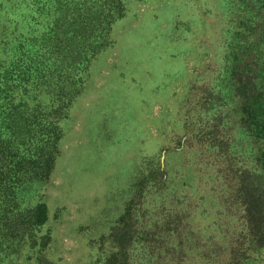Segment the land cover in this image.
Listing matches in <instances>:
<instances>
[{
    "label": "rangeland",
    "instance_id": "rangeland-1",
    "mask_svg": "<svg viewBox=\"0 0 264 264\" xmlns=\"http://www.w3.org/2000/svg\"><path fill=\"white\" fill-rule=\"evenodd\" d=\"M258 1L114 0L110 37L60 121L53 161L35 172L2 168L0 264L228 262L246 230L230 194L244 162L209 152L219 136L204 95L226 63L235 20ZM24 3L0 0V95L23 51L31 54L23 38L37 19ZM249 167L244 180L257 174ZM6 186L29 196L10 200ZM245 248L229 264H264V240Z\"/></svg>",
    "mask_w": 264,
    "mask_h": 264
},
{
    "label": "trees",
    "instance_id": "trees-1",
    "mask_svg": "<svg viewBox=\"0 0 264 264\" xmlns=\"http://www.w3.org/2000/svg\"><path fill=\"white\" fill-rule=\"evenodd\" d=\"M21 2H25L27 11L31 7L32 16L39 21L33 22L34 35L23 38L24 44L32 43L30 56L23 51L22 69L8 72L14 74L6 82L12 80L13 85L0 95V179L3 174L8 176L2 171L4 165L31 167L35 172L40 164L53 161L60 121L83 88L82 77L90 56L100 52L110 37L108 24L114 4V0ZM246 3L245 17L235 20L229 31L232 35L226 42V63L220 66L214 87L204 95L208 122L219 136L216 143H209V152L225 155L236 165L243 161L242 176L251 169L249 165L257 170L252 179L239 177V187L230 193L240 200L246 230L236 246L229 248L226 264L235 260L238 253L243 256L248 251L246 241L250 245L264 240V85L259 83L258 75L264 72V64H258L264 63V3ZM28 20L31 22L30 17ZM28 87L33 98H38L34 102L28 98ZM46 113L52 119L47 120ZM2 188L0 194L4 193ZM5 188L14 194L10 200L25 201L29 196L22 191L17 194L15 187ZM19 201L16 210L23 208L24 203ZM36 208L39 216L43 207ZM126 261L124 264H130Z\"/></svg>",
    "mask_w": 264,
    "mask_h": 264
}]
</instances>
